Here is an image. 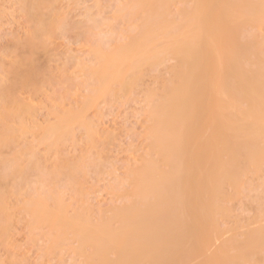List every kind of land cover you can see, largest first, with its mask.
I'll return each mask as SVG.
<instances>
[{"label":"rangeland","instance_id":"1","mask_svg":"<svg viewBox=\"0 0 264 264\" xmlns=\"http://www.w3.org/2000/svg\"><path fill=\"white\" fill-rule=\"evenodd\" d=\"M141 1L0 0V264H88L79 252L81 247L90 252L88 243L81 244L68 230L57 238L47 222L34 219L31 209L37 204L49 210L60 205L68 217L98 223L134 200L130 173L156 156L148 147L150 109L166 98L164 87L178 74L171 41L182 39L199 45L204 40L208 54H202L200 75L206 79L207 72L221 73L220 60L228 53L226 45L233 42L228 37L233 26L244 39L254 42L264 57V0H251L250 10L232 17L234 24L225 20L223 0H166L161 9L168 13L160 16L149 14L145 5L149 0L143 5ZM183 10L188 12L186 19L182 18ZM151 19L156 26L148 32ZM182 21L186 29L180 30ZM207 25L209 31L204 32ZM143 31L145 35L153 33L146 46L149 55L121 64L132 65L135 76L127 73L125 86L111 81L101 87L94 72L100 58L119 52ZM177 34L179 38H171ZM143 58L148 62L142 63ZM254 67L252 55L241 73L247 74ZM261 68L264 73V64ZM197 83L200 91H193L186 104L190 126L182 138L183 167H188L184 186L194 190L202 176L193 171L201 166L193 161V155L215 153L220 145L216 127L224 118L235 120L247 107L238 93L232 97L215 93L201 78ZM246 96L248 100H264V91L259 94L250 86ZM210 103L214 106L208 111ZM70 115L79 118L56 136L49 132L61 118L71 119ZM209 118L211 125H207ZM242 119L254 122L245 115ZM201 131L206 132L204 136ZM229 141V148L245 158L248 151L240 139L232 136ZM263 141L261 137L259 153L255 151L258 159L239 171L238 176L243 175L237 182L224 184L218 208L211 210L220 235L228 236L223 239L228 249L231 246L229 254L236 253V243L246 240L248 231L264 226ZM240 166L242 169L243 164ZM202 200L193 197L198 213L202 212ZM116 225L112 221V226ZM175 225L173 221L172 227ZM210 240L215 247L223 241ZM205 241V237L187 238L194 246L199 242L203 247ZM214 245L201 256L193 246L196 250L192 251L198 253L194 255L201 257L197 262L205 259L206 264H223V254ZM254 247L249 249L248 259L240 258L239 264H264V249ZM213 248L214 254L207 258Z\"/></svg>","mask_w":264,"mask_h":264},{"label":"bare ground","instance_id":"2","mask_svg":"<svg viewBox=\"0 0 264 264\" xmlns=\"http://www.w3.org/2000/svg\"><path fill=\"white\" fill-rule=\"evenodd\" d=\"M167 1L170 2V0ZM223 1L225 3L223 15L225 20L230 23L233 22L232 17L236 13H245L242 11H246L245 9L252 6L251 0ZM143 2L144 0L141 1L142 5ZM166 3V0H149L146 1L145 5L149 6L151 16H160V14L168 13L167 10L163 11L161 9V6L165 8ZM182 13V18L186 19L188 12L183 10ZM211 14L212 12L209 15ZM152 19L148 21V32L154 30L156 26V24H153ZM208 25L207 28H203L204 32L209 31ZM220 28L224 29V26L221 25ZM181 29H186L183 21L180 26ZM230 31L228 37L233 42L226 45L228 56L226 55L223 60H220L221 73L216 76L214 73L208 74L207 72L206 75L209 76L207 79L200 75L202 54L204 56L208 54V46L205 47L204 40L199 45L197 42L182 39L170 42L169 48L174 59H176L174 68L178 71V74H173L174 77L172 76L171 81L164 87L166 98L159 99L160 101L150 109L151 124L149 126L150 140L148 147L154 151L156 156L143 161L130 173L131 180L134 183L132 191L134 200L129 205L116 210L112 216L110 215V218L103 219L98 223H93L87 219L80 221L77 217H68L60 208V205L58 209L56 207L54 210H49L44 204H37L31 209L34 219L47 222L56 232L57 238L64 237L65 232L68 230L79 237L81 244L88 243L91 248L90 252L87 253L83 250V247L79 248L80 254L88 264H186L194 253L200 252V256L202 253H207L210 245H214L210 237L214 239V242L215 240H217L216 242L220 239L223 240L220 241V245L217 244V247L214 245L223 254V264H239L240 258L248 259L247 255L251 247H262L264 249V226L257 225L254 227L256 229L246 233V240L236 243V253L229 254L231 246L228 249L229 245L224 240L228 236L226 234V236L224 234L220 235V230L216 227L215 220L211 216V210L218 208L217 205L224 184L237 182L240 179L239 176L243 175L240 173L238 176L239 171L244 170V167H248L258 159L255 156V151L257 154L259 153L258 142L261 137H264V100H248L246 96L247 92L250 91V86L259 94L264 91V73L261 71L264 57L258 54L256 44L244 39L243 34L241 33V35L234 26L231 27ZM179 36L177 34L171 36V38L175 39ZM152 37L153 33L145 35L143 31L141 36L132 40L119 52L100 58L99 66L94 69V72L101 79V87L106 86L111 81H118L125 86L126 82H123L128 77L127 73L131 72L132 76H135L136 69L132 65L121 66V64L134 57L149 55L146 46L150 45ZM215 40H217L216 37ZM252 55L256 67L249 69L247 74L245 72L242 74L241 71L245 68V61ZM145 58L141 60L142 63L151 60L147 57L148 61H146ZM209 62L208 64H210ZM206 64L202 67H206ZM208 64L207 66H209ZM234 72L239 75H234ZM200 78L207 81L214 92L226 93L231 97L238 93V96L247 101V107L239 112L241 116L236 117L235 120L224 118V122L216 127L218 144L220 145L215 153H208L200 157L193 155V161L197 165H201L193 171L202 176L201 183L194 190V188L186 189L184 186L187 174L185 167L187 165L183 167L185 143L182 138L184 129L190 126V115L186 113V104L192 97L193 91H200L197 83ZM207 96H210L209 92ZM208 101L210 102V98ZM208 101L206 103L209 104ZM212 104L210 103L208 111L213 108L214 105L212 106ZM208 113L212 114V112ZM243 115L252 118L254 122L252 124L247 123L242 119ZM70 118H61L55 126L50 128L49 132L56 136L71 121L78 120L79 117L70 115ZM205 119H207V116L203 120ZM209 124L211 125L210 118L207 125ZM197 129L199 128L197 127ZM204 133L206 132H202L201 136H204ZM197 135L193 134L195 137ZM232 136H237L243 147L248 151L243 156L245 158L241 159L236 151L233 152L234 150L232 151L229 148L228 143H230L229 139ZM197 138L199 139V136ZM235 148H237V145ZM241 164H243L242 169ZM195 196L203 199L202 212L200 213L195 210L193 205V197ZM112 221L116 222L117 225L113 227ZM173 221L177 222L175 228L172 227ZM208 231L211 235L207 234ZM221 233L223 232L221 231ZM222 235L224 237L221 238ZM193 236L198 240L205 237L206 241L203 243V247L199 242L195 245L197 248L193 243H187V238ZM193 246L199 251H192ZM214 251L213 248V251L208 252L207 258H211ZM200 256L197 257L196 255V261L193 257L189 264L194 262L196 264L197 260L200 261ZM204 260L197 263L206 264Z\"/></svg>","mask_w":264,"mask_h":264}]
</instances>
